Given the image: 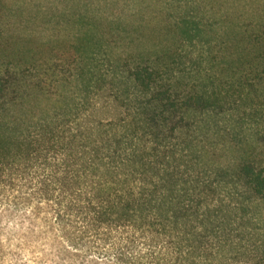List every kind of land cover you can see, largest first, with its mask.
<instances>
[{
	"label": "trees",
	"instance_id": "obj_1",
	"mask_svg": "<svg viewBox=\"0 0 264 264\" xmlns=\"http://www.w3.org/2000/svg\"><path fill=\"white\" fill-rule=\"evenodd\" d=\"M160 1L128 28L0 34V264L10 227L19 252L49 238L33 264H264V23L208 41Z\"/></svg>",
	"mask_w": 264,
	"mask_h": 264
},
{
	"label": "rangeland",
	"instance_id": "obj_2",
	"mask_svg": "<svg viewBox=\"0 0 264 264\" xmlns=\"http://www.w3.org/2000/svg\"><path fill=\"white\" fill-rule=\"evenodd\" d=\"M168 2H173V6L180 12L190 11L193 17L201 18L204 13L208 23V41L214 37V32L230 30L232 25L258 26L264 23V0H161L160 4ZM10 4L11 8L0 23V34L4 37L36 39L42 42L78 32L83 27L82 18L87 19L89 27H97L98 30L101 27L111 30L117 28L116 19L124 23L122 27L128 28L138 23L139 11L143 10L135 0H10ZM134 31L135 28L128 33L132 34ZM205 50L206 47L202 48L197 44L194 49L189 48V53L195 56L194 59H201L200 55ZM0 69L3 70L1 63ZM260 104L261 117L257 120L264 122V104ZM250 127L251 125L240 126L237 130L236 136L240 141H246L253 134L248 130ZM258 130L259 132H255L259 133L257 137L261 139L264 150V125ZM9 231H12L10 234L13 235V245L8 248L1 264H33V255L42 257L44 253L50 252L49 238L42 235L40 230L31 237L30 245L21 252L17 251L16 246L22 234L15 232L13 227Z\"/></svg>",
	"mask_w": 264,
	"mask_h": 264
}]
</instances>
